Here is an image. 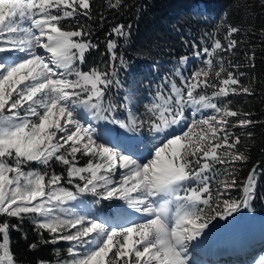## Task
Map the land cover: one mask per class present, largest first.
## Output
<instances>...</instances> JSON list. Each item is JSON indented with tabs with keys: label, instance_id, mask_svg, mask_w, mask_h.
<instances>
[{
	"label": "snow or ice",
	"instance_id": "snow-or-ice-1",
	"mask_svg": "<svg viewBox=\"0 0 264 264\" xmlns=\"http://www.w3.org/2000/svg\"><path fill=\"white\" fill-rule=\"evenodd\" d=\"M121 3L109 0V7ZM90 8V0H0V216L32 215L40 235H50L46 242H70L69 259L56 264H191V242L218 217L248 208L255 196L258 167L238 181L236 163L248 157L233 131L255 121L222 102L252 94L241 83L240 65L227 55L240 28L223 25L226 46L213 33L211 45L195 53L205 57L202 66L187 76L175 69L179 83L166 76L144 118L129 110L119 119L130 97L117 103L109 95L113 84L121 86L116 40L107 39L104 69L83 70L86 54L99 47L90 26L77 19L91 20ZM69 19L77 22L66 28ZM113 35L126 39L129 32L117 24ZM119 64L126 67L122 54ZM230 117L238 119L230 123ZM100 121L129 133L146 128L152 140L147 154L107 130L98 132L94 122ZM78 154L88 158L83 166ZM33 162L43 168H31ZM53 162L66 166V176L51 169ZM238 184L240 195L233 197ZM85 194L96 197L95 204L123 201L143 218L128 219L131 213L119 205L111 219L66 207ZM16 227L0 222V264H18L9 234ZM255 264H264V256Z\"/></svg>",
	"mask_w": 264,
	"mask_h": 264
},
{
	"label": "trees",
	"instance_id": "trees-1",
	"mask_svg": "<svg viewBox=\"0 0 264 264\" xmlns=\"http://www.w3.org/2000/svg\"><path fill=\"white\" fill-rule=\"evenodd\" d=\"M90 5L92 19L83 15L77 19L90 26L92 42L99 47L86 54L83 70L97 66L104 69L110 60L107 39L116 40V67L121 86L113 84L109 95L117 103H124L125 96L130 97V109L137 115L144 111L145 99L156 91L153 87L165 83L166 76L177 79L179 83V78L174 76L176 68L187 76L202 66L205 57H197L195 53L211 45L213 33L226 46L223 39L226 28L223 25L240 28V32L233 35L238 43L227 55L233 63L240 65L239 71L245 73L241 83L249 86L252 94L229 95L222 102L230 101L233 110L249 113L250 119L255 121L246 128L233 129L241 137L238 148L248 157L247 161L237 162L236 168L238 181L243 182L253 166L258 167L255 196L249 208L256 214H264V0H122L116 8L109 7V0H90ZM76 22V19H69L63 23L70 28ZM117 24L125 25L129 32L126 39L108 36ZM218 27L220 31L216 32ZM252 53L255 54L254 60L249 59ZM121 54L126 67L119 64ZM181 57L190 58L189 64L181 65ZM126 114V109H119V117ZM237 119L230 117L229 122L235 123ZM248 132L252 133L251 137ZM54 168L58 173L65 171L61 166L54 165ZM231 191L233 197H238L239 184ZM34 219L32 215L25 216L23 220L0 216V222L7 221L17 226L10 228L9 234L11 250L18 264L54 263L65 259L69 243L46 242L51 240L50 235L45 232L41 236ZM33 244L35 248L30 247Z\"/></svg>",
	"mask_w": 264,
	"mask_h": 264
},
{
	"label": "rangeland",
	"instance_id": "rangeland-1",
	"mask_svg": "<svg viewBox=\"0 0 264 264\" xmlns=\"http://www.w3.org/2000/svg\"><path fill=\"white\" fill-rule=\"evenodd\" d=\"M188 59L184 65H187V63L189 62ZM157 87H153V89L157 90ZM154 93H155V91H154ZM153 95L154 94L150 95V97L148 99H145L144 106L148 105L151 102ZM118 96H120V95H118ZM126 110H127L126 116H122V117H119V115H118L119 110H118V112L116 113L117 117L119 119H126L127 115H128V111L130 110L132 112V110L130 108L126 109ZM132 113L134 115L140 117V118H144L146 116V107H145L144 111L139 115H137V113H134V112H132ZM203 114L211 115L212 113H211V110H205V112ZM188 115H189V118H191V110H189ZM199 115L200 114H197V118L199 117ZM85 119H87V117ZM94 123L96 124V126L99 130H101V129L107 130L111 133V135L113 137H116L118 139H122L123 141L131 140L134 143L136 142L135 143L136 147H138L139 151L145 155L147 154L146 146L151 147V143H152L151 134L147 132L146 128L140 133H129V132H126L124 129L119 128L118 125H113V124H110V123H107L104 121L94 122ZM140 135L142 136L141 139H139ZM140 140L142 142H140ZM134 143L132 145L135 146ZM137 143H139V144L137 145ZM78 156H79V165L80 166H83L84 164L87 163V159H88L87 157L81 156L80 154H78ZM54 165L61 166L62 168H64V170L66 167L59 162H53L51 164V169L54 170L56 173H58V169L54 168ZM30 167L34 168V169H42L43 168V166H41L35 162H33L30 165ZM217 167L219 168L221 166L217 165ZM64 174L66 176V171H64ZM114 179L118 180L119 175L115 176ZM65 186L68 187L69 185L65 184ZM213 188H215V184H213ZM230 194L233 196L232 191ZM95 199H96V197L92 196L91 194H85L80 198V200L70 202L68 205H66V207L74 208L77 212H79L81 214H88L90 212L91 214L96 215V216H100L101 218L111 219V218L116 216V214H117L116 206L119 205V206H122L124 209H126L129 213H131V215L128 217V219L140 220L143 218L140 214H137L134 212V210L128 208L127 205L123 201H112V202L101 201L100 204H95L94 203ZM227 227H228V231H230V232L233 231V233L237 234L236 236H238L236 238H239L240 240L246 239L250 235L251 236H254L255 234L260 235V234L264 233V215L255 214L253 211H251V209L249 207L248 208H241L239 211H237L236 213H233L231 216L225 217L223 219L218 217L216 220H214L212 222V224L209 226V228L205 230V233L201 237H199L198 239L203 238L204 241H206V240L211 241L213 239H216L215 237H217L218 234H223L221 230L225 229ZM219 239H225V240H222V242H219L218 241ZM219 239L216 240L217 245H219L221 243L224 244V242H226L227 240L230 241L231 238H230V235H228V236H226V238H219ZM249 239L250 238H248L247 240H249ZM68 243H69V246H71V243L70 242H68ZM192 249L193 248L189 246L188 256H189V260L191 261V264H209V263H206L209 261L211 262L210 264H240L239 261H237V255L238 254H235V257H233L232 255H227L226 257H224L223 259H220V260L219 259L208 260L206 262L202 261L203 263H200L201 260L197 261L198 254H196L195 252H192L193 251ZM260 254L261 253L259 252L258 259H260V256H264V254H262V255H260ZM226 258L227 259L228 258L236 259V261H234V263H230V262H227L228 260ZM67 259H69V255L63 260H67ZM257 260H253V259L249 258L248 263L246 262L244 264H255V262ZM50 264H56V262L50 263Z\"/></svg>",
	"mask_w": 264,
	"mask_h": 264
},
{
	"label": "bare ground",
	"instance_id": "bare-ground-1",
	"mask_svg": "<svg viewBox=\"0 0 264 264\" xmlns=\"http://www.w3.org/2000/svg\"><path fill=\"white\" fill-rule=\"evenodd\" d=\"M196 248V249H195ZM195 251L197 252L198 254V259L197 261H200V263H203L202 261H208V260H211L212 258H210V255H211V251L207 250L205 247H202L201 249L198 248V247H195ZM193 252V251H192ZM194 254V253H193ZM232 257V256H231ZM220 259H223V258H220ZM219 259V260H220ZM227 259V258H226ZM228 261L227 262H230V263H234V261H236V259H231V258H228L227 259ZM241 261V260H240ZM206 263H211L210 261L209 262H206ZM240 263V262H239ZM240 264H244V261L241 262Z\"/></svg>",
	"mask_w": 264,
	"mask_h": 264
}]
</instances>
